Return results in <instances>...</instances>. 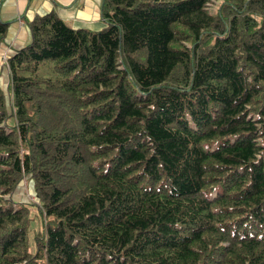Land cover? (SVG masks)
Instances as JSON below:
<instances>
[{
  "label": "trees",
  "instance_id": "obj_1",
  "mask_svg": "<svg viewBox=\"0 0 264 264\" xmlns=\"http://www.w3.org/2000/svg\"><path fill=\"white\" fill-rule=\"evenodd\" d=\"M98 4L9 51L0 264H264V0Z\"/></svg>",
  "mask_w": 264,
  "mask_h": 264
},
{
  "label": "crops",
  "instance_id": "obj_2",
  "mask_svg": "<svg viewBox=\"0 0 264 264\" xmlns=\"http://www.w3.org/2000/svg\"><path fill=\"white\" fill-rule=\"evenodd\" d=\"M98 8V0H0V20L8 22L0 40V87H7L4 68L10 49L20 48L29 40L26 19L54 12L71 28L98 31L105 26Z\"/></svg>",
  "mask_w": 264,
  "mask_h": 264
},
{
  "label": "rangeland",
  "instance_id": "obj_3",
  "mask_svg": "<svg viewBox=\"0 0 264 264\" xmlns=\"http://www.w3.org/2000/svg\"><path fill=\"white\" fill-rule=\"evenodd\" d=\"M67 25L69 24L67 23ZM6 71L8 72V70L4 68V73H6ZM5 81L7 84H9V76L8 78L5 79ZM3 87L5 89V86ZM7 91H8V88H7ZM4 95L9 97L7 93H5ZM8 123L11 124L12 121L8 120ZM32 190H33V184L30 182L29 178L25 176L22 178L19 187L14 191L13 199L15 200V202H22V203L23 202L30 203L32 201L35 202ZM29 210H30V217H31V225H30V231L28 233V241L30 243L31 250H33V234L35 230L41 229L43 218L34 206H30Z\"/></svg>",
  "mask_w": 264,
  "mask_h": 264
},
{
  "label": "water",
  "instance_id": "obj_4",
  "mask_svg": "<svg viewBox=\"0 0 264 264\" xmlns=\"http://www.w3.org/2000/svg\"><path fill=\"white\" fill-rule=\"evenodd\" d=\"M4 92L7 93L6 89H4ZM7 95H8V93H7ZM6 98H8V97L6 96Z\"/></svg>",
  "mask_w": 264,
  "mask_h": 264
},
{
  "label": "clouds",
  "instance_id": "obj_5",
  "mask_svg": "<svg viewBox=\"0 0 264 264\" xmlns=\"http://www.w3.org/2000/svg\"><path fill=\"white\" fill-rule=\"evenodd\" d=\"M7 88H8V84H7V87H6V91H7ZM8 93V92H7Z\"/></svg>",
  "mask_w": 264,
  "mask_h": 264
}]
</instances>
